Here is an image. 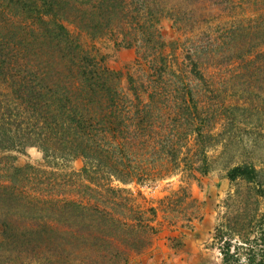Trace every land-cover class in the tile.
<instances>
[{
  "label": "trees",
  "instance_id": "obj_1",
  "mask_svg": "<svg viewBox=\"0 0 264 264\" xmlns=\"http://www.w3.org/2000/svg\"><path fill=\"white\" fill-rule=\"evenodd\" d=\"M105 40L136 50L126 74L95 50ZM260 142L264 0H0L2 264H130L159 223L128 187L213 171L245 185L219 207L223 264H264V165L233 154ZM28 148L41 165L18 164ZM161 205L200 218L188 187Z\"/></svg>",
  "mask_w": 264,
  "mask_h": 264
},
{
  "label": "rangeland",
  "instance_id": "obj_2",
  "mask_svg": "<svg viewBox=\"0 0 264 264\" xmlns=\"http://www.w3.org/2000/svg\"><path fill=\"white\" fill-rule=\"evenodd\" d=\"M162 32L167 42L176 41L180 34L172 27L170 22H164ZM100 54L107 57V62L111 69L116 72L126 74L134 65L137 57L135 49H124L116 47L111 41L99 42L95 48ZM126 80H124V84ZM243 140L247 138L244 135ZM246 149L252 159L256 160L259 166L264 165V142L256 147L245 145V147L235 146L233 154L245 153ZM216 151L209 152V155L216 158L219 154ZM19 165L32 164L35 166L43 163V154L37 148H28L24 154L17 155ZM83 167L81 160L72 161L70 170L80 171ZM239 183V182H238ZM180 187H188L190 194L202 205L200 208V218L194 220L188 226H182L183 222L173 223L169 215L164 213L161 201L179 190ZM239 188L245 192V185L239 183L231 184L224 177V173L217 171L200 180L182 179L176 176L154 185H131L128 189L138 198L139 203L144 207H155L158 209L157 221L159 232L151 248L135 258L130 264H223L219 246L213 239L215 227L218 224V217L223 202L229 193H234ZM260 213L264 214V198L259 200ZM0 264L2 260L0 259Z\"/></svg>",
  "mask_w": 264,
  "mask_h": 264
}]
</instances>
